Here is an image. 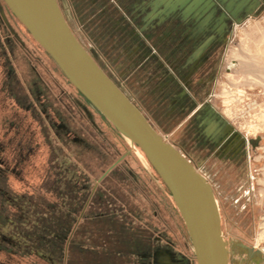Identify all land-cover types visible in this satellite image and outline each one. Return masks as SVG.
Listing matches in <instances>:
<instances>
[{"label":"rangeland","instance_id":"rangeland-1","mask_svg":"<svg viewBox=\"0 0 264 264\" xmlns=\"http://www.w3.org/2000/svg\"><path fill=\"white\" fill-rule=\"evenodd\" d=\"M56 1L62 12L69 6L77 14L89 2ZM113 1L121 0H107V6ZM0 5L16 36L11 55L7 46L0 49L1 158L13 157L9 139L30 149L20 165L23 181H0L12 198L0 210V234L13 244H1L0 264H145L144 256L152 264L158 250L196 264L169 192L140 150L71 86L1 0ZM80 16L66 20L79 44L88 54L94 50L104 73L211 187L228 264H264V8L232 26L218 49L208 93L220 117L257 142L236 160L202 145L191 121L161 103L142 74L120 67L111 44L97 34L90 38L89 17ZM6 33L0 28L1 41ZM60 124L67 134L57 137L54 125Z\"/></svg>","mask_w":264,"mask_h":264},{"label":"flooded vegetation","instance_id":"flooded-vegetation-1","mask_svg":"<svg viewBox=\"0 0 264 264\" xmlns=\"http://www.w3.org/2000/svg\"><path fill=\"white\" fill-rule=\"evenodd\" d=\"M162 1L166 5L170 0ZM107 3V0H89L87 6L78 10L79 14L74 9L70 11L69 6H62L63 12L58 7L65 21L70 16L76 21L81 18L80 15L89 17V30H86L90 38L97 34L100 40L103 39V44H111L110 48L116 53V59L121 58L118 61L121 63L120 67L126 66L132 73L142 74L151 91L158 93L161 103H167L172 113L177 112L191 121L197 139L214 155L236 160L242 158L246 147H255L257 142L245 140L236 133L208 100L211 96L208 93L213 82L218 49L224 45L232 26L238 25V20L246 19L242 18L244 12L232 18L215 4L204 6L201 11L197 7L182 6L165 15L161 13L162 7L156 11L152 9V6H160L155 0L113 1L110 6ZM0 28L7 32L3 42L0 37V49L7 46L11 55V40L16 36L1 5ZM89 56L103 71V65L97 63L93 49ZM9 63L6 60L4 65ZM4 70L10 79L11 71L9 68ZM20 99L15 98V101L21 104L24 100ZM35 100H39L38 92H35ZM30 107L26 105L25 110ZM54 126L57 137L60 132L67 134L65 126ZM72 141L79 142L75 138ZM8 144L11 145L13 157L9 160L2 159L3 147L0 145V181L13 176L15 180L22 182L20 165L27 160L30 149L28 150V145L24 149L20 139L15 142L9 139ZM0 196L2 210L6 204L12 202V198L6 189H0ZM3 243L13 245L11 240L0 234V248ZM148 257H143L145 264H149ZM151 258L152 264H186L181 260H174L165 250L154 251Z\"/></svg>","mask_w":264,"mask_h":264},{"label":"water","instance_id":"water-1","mask_svg":"<svg viewBox=\"0 0 264 264\" xmlns=\"http://www.w3.org/2000/svg\"><path fill=\"white\" fill-rule=\"evenodd\" d=\"M71 86L131 144L159 177L185 226L196 264H228L217 205L206 179L167 143L98 67L70 31L56 0H1ZM152 6L172 13L182 6L217 4L228 16H257L261 0H170ZM241 20L236 23L240 24Z\"/></svg>","mask_w":264,"mask_h":264},{"label":"bare ground","instance_id":"bare-ground-1","mask_svg":"<svg viewBox=\"0 0 264 264\" xmlns=\"http://www.w3.org/2000/svg\"><path fill=\"white\" fill-rule=\"evenodd\" d=\"M128 141V140H127Z\"/></svg>","mask_w":264,"mask_h":264}]
</instances>
